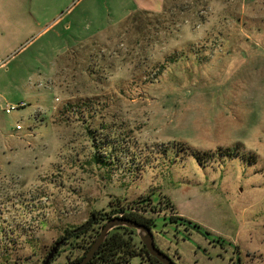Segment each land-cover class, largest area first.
Instances as JSON below:
<instances>
[{"label": "rangeland", "instance_id": "1", "mask_svg": "<svg viewBox=\"0 0 264 264\" xmlns=\"http://www.w3.org/2000/svg\"><path fill=\"white\" fill-rule=\"evenodd\" d=\"M74 14L73 34L0 35V264H42L92 211L147 197L176 264H264V0H80Z\"/></svg>", "mask_w": 264, "mask_h": 264}, {"label": "trees", "instance_id": "2", "mask_svg": "<svg viewBox=\"0 0 264 264\" xmlns=\"http://www.w3.org/2000/svg\"><path fill=\"white\" fill-rule=\"evenodd\" d=\"M117 201H120V199H117ZM151 202L152 199L150 197L137 200L134 204L135 208L133 211L132 210L126 211L123 207L120 208L115 207L105 212L92 211L91 216L94 215L95 219L93 220L90 226L79 232L74 231V229L77 226L73 229H66L65 235L67 236L65 235L61 236L56 242L61 240V244H66L68 243L67 242L68 239L74 238V240L75 239L77 240L78 237L85 234L87 231H91V234L89 236L90 239L83 244L82 254L80 256L75 257L73 260H68L67 263L81 259L84 252L87 250V248L90 246V244L98 234V231L101 228V226L108 219L112 217H116V216L126 217L135 220L141 224H145L151 229L152 226L154 225L155 220L153 218L146 216L143 213V211H145V207L148 206ZM181 219L183 218L174 215V216H169L167 220L170 222H174L176 225H182L185 226L186 228L189 227L202 232L201 230L195 228L194 226H191L190 224H185L183 221H181ZM194 224L198 225L197 223ZM134 237H136V235L134 234L133 230L130 228H126V227L115 228L108 234V236L103 241L99 249L96 251L95 255L87 264H124L127 263L134 255L137 254H140L142 257L145 256L147 260V264H162L155 257L147 253L145 246L141 243L140 240H139V246L137 247L133 242ZM55 254L51 260H53L57 256L58 250L56 251Z\"/></svg>", "mask_w": 264, "mask_h": 264}, {"label": "crops", "instance_id": "3", "mask_svg": "<svg viewBox=\"0 0 264 264\" xmlns=\"http://www.w3.org/2000/svg\"><path fill=\"white\" fill-rule=\"evenodd\" d=\"M78 2L80 0L70 5V0H0V35L3 36L4 30L7 33V29L12 26L19 29L24 26L29 28L25 31L27 34L39 30V36L63 21L66 22L63 29L71 31L72 34L76 33L80 20L74 13ZM79 43L77 41L71 45Z\"/></svg>", "mask_w": 264, "mask_h": 264}, {"label": "water", "instance_id": "4", "mask_svg": "<svg viewBox=\"0 0 264 264\" xmlns=\"http://www.w3.org/2000/svg\"><path fill=\"white\" fill-rule=\"evenodd\" d=\"M94 219V215L90 216L84 223L77 226L74 231L79 232L87 228L92 224ZM181 221H183L185 224H190L191 226H194L195 228L202 231V228L199 225L194 224L188 219L183 218L181 219ZM117 227H126L132 229L136 237L145 246L147 253L155 257L162 264H176L167 254H165L159 248L156 247L150 227L146 226L145 224H141L135 220L121 216H116L108 219L101 226L98 231V234L96 235L90 246L87 248V250L84 252L81 259L67 264H87L95 255L96 251L99 249L108 234ZM60 244L61 240L54 244V246L50 249L46 257L44 258L42 264H48L50 262V260L53 258L54 254L58 250Z\"/></svg>", "mask_w": 264, "mask_h": 264}, {"label": "built area", "instance_id": "5", "mask_svg": "<svg viewBox=\"0 0 264 264\" xmlns=\"http://www.w3.org/2000/svg\"><path fill=\"white\" fill-rule=\"evenodd\" d=\"M25 106V104L23 102H17L15 104H11V103H6L4 106V112L6 114L11 113L13 110H17V109H21ZM17 129H20V126H16Z\"/></svg>", "mask_w": 264, "mask_h": 264}, {"label": "flooded vegetation", "instance_id": "6", "mask_svg": "<svg viewBox=\"0 0 264 264\" xmlns=\"http://www.w3.org/2000/svg\"><path fill=\"white\" fill-rule=\"evenodd\" d=\"M56 243V242H55ZM60 245H62V244H60ZM60 247V246H59ZM59 247H58V249H59ZM49 264V263H48Z\"/></svg>", "mask_w": 264, "mask_h": 264}]
</instances>
